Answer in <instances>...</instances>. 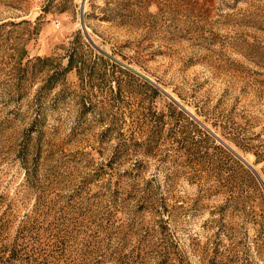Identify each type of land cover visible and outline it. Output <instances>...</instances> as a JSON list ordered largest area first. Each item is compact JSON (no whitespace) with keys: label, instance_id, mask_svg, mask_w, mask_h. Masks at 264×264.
<instances>
[{"label":"rangeland","instance_id":"1","mask_svg":"<svg viewBox=\"0 0 264 264\" xmlns=\"http://www.w3.org/2000/svg\"><path fill=\"white\" fill-rule=\"evenodd\" d=\"M264 0H0V264H264Z\"/></svg>","mask_w":264,"mask_h":264},{"label":"water","instance_id":"2","mask_svg":"<svg viewBox=\"0 0 264 264\" xmlns=\"http://www.w3.org/2000/svg\"><path fill=\"white\" fill-rule=\"evenodd\" d=\"M240 157V156H239ZM240 159L253 171V173L256 175V177L258 178V180L260 181L262 187L264 188V182L261 179L260 175L258 174V172L255 170V168L248 163L244 158L240 157Z\"/></svg>","mask_w":264,"mask_h":264}]
</instances>
